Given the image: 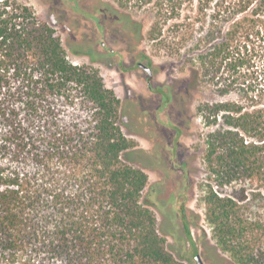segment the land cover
Returning <instances> with one entry per match:
<instances>
[{
    "label": "trees",
    "instance_id": "obj_1",
    "mask_svg": "<svg viewBox=\"0 0 264 264\" xmlns=\"http://www.w3.org/2000/svg\"><path fill=\"white\" fill-rule=\"evenodd\" d=\"M126 3L154 11L153 40L169 42L171 24L170 50L198 76L228 82L262 50L264 0ZM80 98L92 117L87 134L61 120L62 103ZM255 103L201 109L211 129L205 222L233 264H264V105ZM120 106L98 71L67 59L30 7L0 3V264H186L168 250L144 199L148 175L123 160L133 144L119 126Z\"/></svg>",
    "mask_w": 264,
    "mask_h": 264
},
{
    "label": "rangeland",
    "instance_id": "obj_2",
    "mask_svg": "<svg viewBox=\"0 0 264 264\" xmlns=\"http://www.w3.org/2000/svg\"><path fill=\"white\" fill-rule=\"evenodd\" d=\"M10 1L27 5L50 25L67 59L98 71L120 100L119 126L133 144L123 160L148 175L144 199L152 203L168 250L186 264H197V255L205 264H233L217 249L205 222L203 198L209 174L204 155L211 129L201 109L227 102L264 105V41L259 43L262 50L249 53L253 60L238 68L230 81L211 80L210 75L198 76L189 58L172 53L171 24L164 29L169 42L150 38L155 23L152 9L123 6L122 0ZM139 62L153 67L151 82ZM81 100L74 107L62 103L61 120L87 134L92 117ZM1 161L2 166L7 163L5 158ZM182 207L199 254L186 238Z\"/></svg>",
    "mask_w": 264,
    "mask_h": 264
},
{
    "label": "flooded vegetation",
    "instance_id": "obj_3",
    "mask_svg": "<svg viewBox=\"0 0 264 264\" xmlns=\"http://www.w3.org/2000/svg\"><path fill=\"white\" fill-rule=\"evenodd\" d=\"M105 25V24H104ZM103 25V26H104ZM104 28V27H103ZM102 34V33H101ZM101 47L106 48V43L102 42L101 43ZM138 66L146 72V74L148 75V80L149 82H151L153 80L154 74H153V67L149 66L147 64H144L142 62L138 63Z\"/></svg>",
    "mask_w": 264,
    "mask_h": 264
},
{
    "label": "water",
    "instance_id": "obj_4",
    "mask_svg": "<svg viewBox=\"0 0 264 264\" xmlns=\"http://www.w3.org/2000/svg\"><path fill=\"white\" fill-rule=\"evenodd\" d=\"M196 263L197 264H205L204 261L202 260V257L200 255H197L195 257Z\"/></svg>",
    "mask_w": 264,
    "mask_h": 264
}]
</instances>
